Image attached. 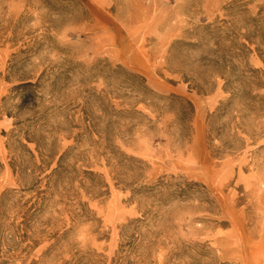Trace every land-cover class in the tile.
Returning <instances> with one entry per match:
<instances>
[{
    "label": "rangeland",
    "instance_id": "1",
    "mask_svg": "<svg viewBox=\"0 0 264 264\" xmlns=\"http://www.w3.org/2000/svg\"><path fill=\"white\" fill-rule=\"evenodd\" d=\"M0 264H264V0H0Z\"/></svg>",
    "mask_w": 264,
    "mask_h": 264
}]
</instances>
